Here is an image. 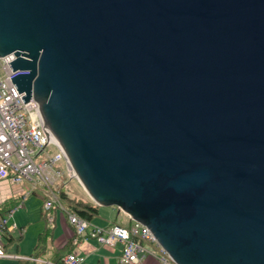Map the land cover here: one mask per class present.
<instances>
[{"label":"water","instance_id":"obj_1","mask_svg":"<svg viewBox=\"0 0 264 264\" xmlns=\"http://www.w3.org/2000/svg\"><path fill=\"white\" fill-rule=\"evenodd\" d=\"M93 203L176 264H264V0H0V57Z\"/></svg>","mask_w":264,"mask_h":264},{"label":"built area","instance_id":"obj_2","mask_svg":"<svg viewBox=\"0 0 264 264\" xmlns=\"http://www.w3.org/2000/svg\"><path fill=\"white\" fill-rule=\"evenodd\" d=\"M11 58L10 54L0 57V179L12 183L26 182L27 188L0 215V256H11L5 253L2 243L8 229L16 228L15 223L7 224L8 218L20 209L27 195L43 187V209L50 210L53 205L59 208L72 226L73 244H77L79 237H90L106 246L120 242L119 264H144L146 253L151 251L146 245H150L161 264H176L141 222L131 219L127 225L109 223L102 226L64 208L54 190L60 176L57 166L62 162L69 176H73L72 168L58 143L45 133L33 97L23 101L20 96L23 93L17 91L10 79L17 72H27L12 70L8 64ZM83 259V255L70 251L56 264H78Z\"/></svg>","mask_w":264,"mask_h":264},{"label":"crops","instance_id":"obj_3","mask_svg":"<svg viewBox=\"0 0 264 264\" xmlns=\"http://www.w3.org/2000/svg\"><path fill=\"white\" fill-rule=\"evenodd\" d=\"M24 188H27L24 182L12 183L7 179H0V208H10L16 202V200L18 199V195L23 191ZM84 196L86 197L80 199L86 202H90L91 204H95L91 199L87 197V195ZM95 205L97 208L96 219H93L92 217L91 222L97 225L103 226L114 222L111 221L114 212L115 214H120L121 211L114 205L103 207L104 209L102 210L99 209L100 207L97 204ZM18 211L19 209L15 211L13 215ZM123 216L124 222L121 224H129L131 221L130 217L126 213H124ZM24 220L25 217L22 219V221ZM56 220L58 221V224L55 222ZM52 221L55 222H53L55 226L53 225V228L51 230V238L46 239L43 247L35 254L37 256H33L32 253L34 252V246L38 240V235L43 231L46 223L41 226V228H38L37 234L35 235V238L33 240H30V244L29 242L23 245L16 244L15 247L7 245V243L10 242V240H12L13 238L12 232L15 228L8 229V231L3 236V238H7V242H4L2 239V243L5 253L11 256H0V264H56L55 260L59 258V256L62 257L70 251L77 252L80 255L84 256V259L78 264H119L118 255L121 249L120 242H116L112 246H106L100 244L96 239L90 237H79L77 240V244H73L71 242L73 236L72 226L67 222V219L63 216L60 210L57 218L54 214V216L52 217ZM23 227L24 225L19 226L20 229H22ZM146 247L151 251L149 253H146L144 257V264H161L155 256L156 252L154 247L150 245H146Z\"/></svg>","mask_w":264,"mask_h":264},{"label":"rangeland","instance_id":"obj_4","mask_svg":"<svg viewBox=\"0 0 264 264\" xmlns=\"http://www.w3.org/2000/svg\"><path fill=\"white\" fill-rule=\"evenodd\" d=\"M60 169V176L59 179L56 182V186L54 187V190L56 188H60L64 192H66L68 195L80 199L84 198L87 195L86 191L83 189L79 181L72 176H69L66 173V169L64 164L61 162L59 164ZM24 184L27 186V183L24 182ZM44 193V188L39 187L35 190V193H30L26 196L23 205L20 207L19 211L16 212L13 216L8 218V225H11L12 222L16 224V228L12 232V240L7 243V245H11L13 247L16 246V244H26L30 240H33L35 238V235L37 234L38 228H41L45 224V221L40 217V208L43 207L44 199L41 198V195ZM89 198V196L87 195ZM87 198V199H88ZM90 199V198H89ZM100 210L104 209L103 207H107L104 205H98ZM117 212V210H116ZM47 213L50 215L52 225L54 221H52V217L58 216L59 214V208L55 205L52 206L50 210H47ZM123 213V214H122ZM122 214V215H121ZM124 212L120 211V214L114 212V215L112 217L111 221H114L112 223H123L124 222ZM25 217V220L22 221V219ZM96 219V214L93 216V219ZM131 220V219H130ZM116 221V222H115ZM58 224V221H55ZM54 222V223H55ZM20 225H24L22 229L19 228ZM55 226V225H54ZM4 242H7V238H3Z\"/></svg>","mask_w":264,"mask_h":264},{"label":"trees","instance_id":"obj_5","mask_svg":"<svg viewBox=\"0 0 264 264\" xmlns=\"http://www.w3.org/2000/svg\"><path fill=\"white\" fill-rule=\"evenodd\" d=\"M32 193H35V191H33ZM55 194L58 196L59 200L61 201V204L64 206L66 210L76 213L78 216L82 217L87 221H91L92 217L97 213V208L95 204H91L90 202H86L81 199H76L68 195L59 187L56 188ZM41 197L44 198V195L42 194ZM8 208L9 207L0 208V215L3 214ZM40 214L42 219H44L46 225L43 231L40 232V234L38 235V240L34 246V252H33L34 254L32 253L33 256H37L35 254L43 247V244L46 241V239L51 238V230L53 228L50 215L47 213V211L43 209V207H41ZM63 216L65 217L64 214ZM62 257L59 256V258L55 260V263L61 262Z\"/></svg>","mask_w":264,"mask_h":264},{"label":"bare ground","instance_id":"obj_6","mask_svg":"<svg viewBox=\"0 0 264 264\" xmlns=\"http://www.w3.org/2000/svg\"><path fill=\"white\" fill-rule=\"evenodd\" d=\"M73 177V176H72Z\"/></svg>","mask_w":264,"mask_h":264}]
</instances>
